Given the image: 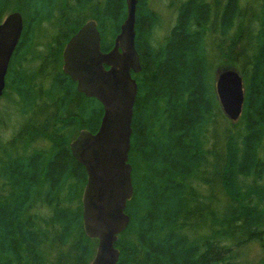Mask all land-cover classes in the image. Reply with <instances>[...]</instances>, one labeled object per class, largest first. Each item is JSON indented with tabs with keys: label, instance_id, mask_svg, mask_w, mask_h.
Wrapping results in <instances>:
<instances>
[{
	"label": "trees",
	"instance_id": "obj_1",
	"mask_svg": "<svg viewBox=\"0 0 264 264\" xmlns=\"http://www.w3.org/2000/svg\"><path fill=\"white\" fill-rule=\"evenodd\" d=\"M170 7L160 35L152 0L137 4L134 191L117 264H264V0ZM15 10L24 29L0 98L18 123L8 135L10 108L0 109V264H90L98 241L83 224L87 172L70 144L98 130L104 108L64 72L63 51L90 20L111 50L127 0H0V23ZM219 68L244 80L236 122L219 102Z\"/></svg>",
	"mask_w": 264,
	"mask_h": 264
},
{
	"label": "water",
	"instance_id": "obj_2",
	"mask_svg": "<svg viewBox=\"0 0 264 264\" xmlns=\"http://www.w3.org/2000/svg\"><path fill=\"white\" fill-rule=\"evenodd\" d=\"M137 4L138 0H127V16L111 50H102L97 23L90 20L70 38L63 51L64 72L77 83L79 92L98 99L104 108L98 130H82L70 144L73 156L87 172L83 224L87 236L98 241L90 264L118 263L116 242L130 223L126 207L134 189L129 152L138 93L132 74L141 71L136 47ZM23 29L19 10L10 12L0 23V98ZM215 77L222 110L236 122L244 109L243 77L236 68H219Z\"/></svg>",
	"mask_w": 264,
	"mask_h": 264
},
{
	"label": "rangeland",
	"instance_id": "obj_3",
	"mask_svg": "<svg viewBox=\"0 0 264 264\" xmlns=\"http://www.w3.org/2000/svg\"><path fill=\"white\" fill-rule=\"evenodd\" d=\"M172 0H152V4L153 6H156V10L159 11L160 13V19H159V33L160 35H163V32L165 31V29H167L169 27V25L171 24V22L174 19V11L172 10L171 6ZM12 104L8 103L5 99L0 100V109L1 112L3 110H8L7 113V119L5 120V123H7L8 125V135H12V131H15L18 127V123L15 121V119L13 118L12 113L13 111V107ZM5 112V111H4ZM250 252H253L254 254H260L261 253V247L259 246V244H255L252 247H249Z\"/></svg>",
	"mask_w": 264,
	"mask_h": 264
}]
</instances>
